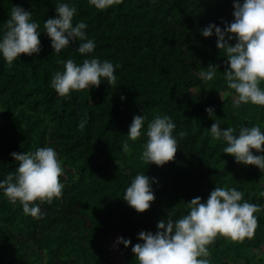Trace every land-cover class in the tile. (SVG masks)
<instances>
[{"label": "trees", "instance_id": "trees-1", "mask_svg": "<svg viewBox=\"0 0 264 264\" xmlns=\"http://www.w3.org/2000/svg\"><path fill=\"white\" fill-rule=\"evenodd\" d=\"M57 2L0 0V32L14 4L33 11L42 31L39 53H21L12 66L0 56V179L18 166L13 151L46 145L57 150L65 169L63 195L50 203L36 201L45 213L39 218L0 192V264H139L132 251L138 233L155 232L170 212L183 215L188 201L206 200L216 184L235 186L244 199L264 205V171L224 153L226 142L209 130L215 119L222 128L238 130L251 122L264 130V105L234 104L235 90L223 74L227 56L217 47L215 33L205 37L201 31L210 22L223 28L233 21V0H116L104 10L88 0H71L78 9L74 23L86 21L88 37L96 41L90 54L76 51L77 41L54 53L44 21L56 15ZM86 55L118 63L116 83L102 80L98 87L73 90L70 98L59 95L50 79L63 68L60 61L82 63ZM209 64L219 65L212 80L200 75ZM208 106H214L215 117ZM135 114L147 120L142 135L132 140L127 133ZM163 114L174 119V134H188L177 135L174 159L162 166L147 164L140 158L147 124ZM82 117L89 120L84 129L78 127ZM140 171L158 178L155 200L143 212L123 198ZM255 215L253 236L218 235L209 245L212 264H264V207ZM116 231L132 241L119 244L120 262L107 255Z\"/></svg>", "mask_w": 264, "mask_h": 264}, {"label": "clouds", "instance_id": "clouds-1", "mask_svg": "<svg viewBox=\"0 0 264 264\" xmlns=\"http://www.w3.org/2000/svg\"><path fill=\"white\" fill-rule=\"evenodd\" d=\"M97 9H107L116 0H88ZM234 20L225 21L222 28L210 22L201 31L209 37L214 33L217 47L227 56L228 65L223 71L230 89L235 90L234 104L253 103L264 105V0H233ZM78 9L71 0H58L54 16L44 21V31L51 38L54 53L78 42L76 51L81 54L93 53L96 41L89 38L86 21L74 23ZM39 21L33 19V11L22 5L14 4L10 17L6 20L4 30L0 32V56L8 66H12L21 53L32 55L42 49ZM235 40L234 43L231 41ZM62 69L56 70L50 79V85L57 93L70 98L73 90L98 87L102 80L109 84L117 81L116 69L111 59H101L96 55H86L82 63L68 58L61 60ZM200 75L212 80L219 65L209 64ZM126 96L122 95L121 100ZM206 111L215 117L214 106ZM147 116L135 114L127 136L135 140L142 135ZM88 117H82L78 127L84 129ZM222 121L215 119L210 133L217 139L225 141L224 153L234 155L237 162L245 165L254 164L264 171V130L260 124L241 123L239 129L221 127ZM177 125L171 115H155L147 124L146 136L141 159L147 164L154 162L163 165L175 158L179 147L177 135L187 136L186 130L174 134ZM129 148L128 142L123 150ZM253 149L257 150L256 152ZM18 162L15 170L9 171L0 179V192L12 203L19 202L25 214L39 218L45 213L40 203L52 202L63 195L64 183L60 177L65 169L57 150L50 145L37 147L35 150L11 154ZM155 176L140 171L135 174L123 192V198L137 211L150 208L155 200L153 181ZM244 192L235 186L216 184L206 200L195 196L187 202L188 211L179 217L170 212L167 219L157 222V230H141L139 242L132 245L130 238L117 237L116 244L132 245V251L139 264H212L209 245L218 235L233 240H243L255 233L258 217L255 213L264 205L244 199Z\"/></svg>", "mask_w": 264, "mask_h": 264}, {"label": "rangeland", "instance_id": "rangeland-1", "mask_svg": "<svg viewBox=\"0 0 264 264\" xmlns=\"http://www.w3.org/2000/svg\"><path fill=\"white\" fill-rule=\"evenodd\" d=\"M119 231H116L107 242V255L108 258L115 262H120L122 257L119 251V245L116 244L117 237H119Z\"/></svg>", "mask_w": 264, "mask_h": 264}]
</instances>
